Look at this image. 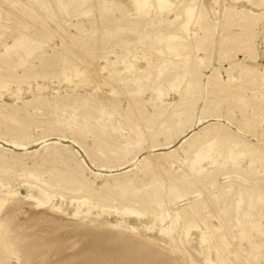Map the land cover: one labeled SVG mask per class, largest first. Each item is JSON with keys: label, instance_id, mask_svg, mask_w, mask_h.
Instances as JSON below:
<instances>
[{"label": "rangeland", "instance_id": "rangeland-1", "mask_svg": "<svg viewBox=\"0 0 264 264\" xmlns=\"http://www.w3.org/2000/svg\"><path fill=\"white\" fill-rule=\"evenodd\" d=\"M17 1L0 0V16L23 18L11 29L17 36L0 31L7 45L41 23L20 15L14 7L25 0ZM65 1L49 8L63 10L58 22L94 12L80 28L85 43L102 45L67 55L44 48L49 57L33 70L40 79L10 75L2 86L0 103L9 106L0 108V264H264V0H107L121 3L108 8L109 23L99 12L105 5ZM94 73L128 120L110 119L91 94ZM67 95L75 96L52 98ZM139 132L140 145L120 148ZM149 163L155 173L146 175ZM88 184L174 200L157 225L148 207L93 203ZM187 202L193 216L180 243L178 224L168 222Z\"/></svg>", "mask_w": 264, "mask_h": 264}, {"label": "bare ground", "instance_id": "bare-ground-1", "mask_svg": "<svg viewBox=\"0 0 264 264\" xmlns=\"http://www.w3.org/2000/svg\"><path fill=\"white\" fill-rule=\"evenodd\" d=\"M51 1L48 0L46 2L45 0H25L24 2H21L20 7H18L19 5L14 7L16 9V11L19 10L18 12H20V15L26 17L24 15V13L26 14V11H28L27 14H29V16L32 17L33 21L35 20V22H36V20L37 21L40 20V22H41L40 24H38V22H37L38 25L34 26V28H35L34 29L35 30L34 34L35 35H33V36L28 35L29 37L28 36H24L26 38L22 39V40H19V38L17 39V37L14 38V34H16V32L14 33L13 30L17 27L16 21H18V19L20 21L23 18L20 17V16H18L20 18H17L16 17L17 15L15 16V15L11 14V12H9V11L8 12L10 14L8 12H6L7 13V15H6L7 17L6 16H0V19H1L0 23H1V21H3V25L0 24V31L1 32H7V30L13 31L11 33H14L13 34V38L15 40L13 42V40L9 38L13 42L11 45L4 44L5 40H2L4 38L3 36H2L3 38L1 40L4 43L0 40V48L1 47L4 48V53L0 52V92L3 90L2 86H4V85H6L7 89L9 88L7 86L8 84L6 83V80L8 79V77H11L10 75H12V77H17V78H19L21 80L27 79L29 83H31V82L33 83L34 81H37L38 79H40L39 78L40 76L37 75V73L35 71H33V70L37 69V71H38V69H40V67H43L44 64L42 62V59L45 56L49 57V54L45 55V52H43V53L41 52L44 48H49L52 51H57L58 50V51H60L62 53L64 51V53H66V55H67L68 52L71 53L72 52L71 50L77 51L78 49H81V47H83L85 45H89L87 48H88L89 51L91 50L92 53H96V50H99V48H101L102 44L99 41L98 42L96 41L94 43H92L91 41L89 43H85V41H84V37L85 36L83 35V33L81 31V28H80V27H83V28L86 27L85 23H88V21L91 18H93V16L95 15L94 12L93 13L91 12L92 14L90 13V16L89 15H86L85 17L80 16L82 18L79 17V19H78L79 14H77L78 16L76 17L77 20H76L75 24L72 23V21L71 22H67L66 24H62V23L58 22V21H60L59 18H55L56 15H54L56 10H58V9H56V8L55 9L53 8L54 10L53 9L52 10L49 9L53 5H55L56 7L57 6L59 7L60 3L54 4V2L56 0L54 2H51ZM66 1H68V0H66ZM106 1L107 0H105L104 2L99 3L96 0H80L79 1L80 2L79 5L82 4V3H84V5H86V3H88V4L97 5L96 7H98V8H100L101 5H103V6L105 5V10L101 11V9H100L99 12H100V15H102L105 19H107L105 22H108L112 18L115 19L114 17H112V14L110 12L111 10H109L108 8H110V6H113L114 8L116 6H118V8H115V10L119 11V10H121V7L119 6V5H121V3L119 4L116 1L107 3ZM130 1H133V0H130ZM247 1L249 2L250 0H247ZM17 2H20V1L18 0ZM14 3L15 2H13V5H14ZM192 3H194V1ZM18 4H20V3H18ZM69 4L72 6L73 3H68V2L64 3V5H69ZM13 5L11 6V8L13 7ZM75 5H77V4H75ZM3 6L4 5H2V7ZM0 7H1V5H0ZM6 7L8 8V6H6ZM3 8L6 10L5 6ZM3 8L2 9L0 8V12L4 11ZM84 8H87V7H84ZM80 10H81L80 12H83L86 9L82 8ZM58 11L62 12L63 10L60 9ZM14 13H15V11H14ZM63 13L64 12H62L61 14L63 15ZM239 14L245 15V14H247V12L244 11V10H241V12ZM45 15H48L46 17V19H45V17L43 18V16H45ZM83 15H84V13H83ZM138 15L141 16L140 14H138ZM58 17H59V15H58ZM29 19H31V18H29ZM103 19H102L101 22H103ZM99 20H100V18L97 19L98 23H100ZM44 21H46V26H44L45 23L43 24ZM128 22H129V20H128ZM32 23H34V22H32ZM87 27L91 28V26H87ZM12 28H13V30H11ZM43 28H47L52 33L50 35L41 34V31H42ZM110 29H111V27H110ZM73 32H75L77 34L75 35V34H73ZM38 33H40V34H38ZM47 33H49V32H47ZM8 34H10V32ZM43 35H44V37H43ZM4 36H7V33ZM16 36H17V34H16ZM106 36H108V34H106ZM57 39H59V40H58L57 43H55ZM7 40L8 39H6V42H7ZM19 53L22 54V55H19ZM73 53H75V52H73ZM14 55L16 56V60L14 61L15 67H13V68L12 67L8 68L7 66L6 67H2V65L4 64V63H2L3 60L6 59V58H9V57H12ZM35 61H39V65H36ZM184 62L187 63L186 64L187 67H186V69H184V71H187V73H188L189 70H190L189 73H192L191 70H192V67L194 65L192 63V60L187 58ZM84 71L85 70H83L82 75L84 74ZM94 74L95 75H92L91 78H90V79H92V81H94L93 82V93H91V94H94L97 97L98 101L102 104L103 109H105V111L109 114L110 119H112L114 117V115H119L122 118H124L125 120H128L126 114L124 112L120 111V109L118 108L117 104H115V102H113V100L109 96H107L104 92L101 91L102 85L104 83V79L103 78H98L97 73H94ZM117 75H118L117 73L113 72L106 79H113ZM186 75L187 74L185 73V76ZM111 82H112V80H111ZM112 83L116 84L117 81L114 80ZM261 84H264V80L261 81ZM196 89H197V78L194 77L191 80L190 91L191 90H196ZM196 92H197V90H196ZM40 96L41 95H36V98H39ZM74 96L75 95H72V96L71 95H67V96H52V98L54 100H59V98L60 99L72 98ZM17 101L20 102L23 105L27 104L22 99V97H19L17 99ZM194 104L195 103H193L191 105V108H192L191 111H193V112H194V107H195ZM7 106H9V105L6 104L5 102L0 103V108H4L5 110H7V108H6ZM14 116H16V115H14ZM32 122H34V121H32ZM135 135L136 136L133 139H130V138L126 137V136L122 137L123 140H122V144H121L120 148H123L126 153L131 151V148H135L136 146L140 145L139 143H140L141 139L144 138V135L141 132L135 133ZM130 141H133V142H131V145H129ZM143 141H145V140H143ZM21 161H23V160H21ZM145 171H149V172L151 171L149 173V175L151 173L154 174L155 173L154 165L149 163V166H146L145 168L141 169V172L145 173ZM87 195L89 196L90 200L93 203L100 202V203H103L108 208H109V206L114 205V204H121L122 206H125L126 209L136 212V211H142V210L145 209V207H148L149 211L154 216L153 217L154 223L157 224V225L159 224L160 218L162 219V217L164 215V212H166L167 209L169 210V208H168L169 203L174 200L172 198V195H169V194L165 195L164 194V196H163V195H160L158 192H155V191L149 193V195L147 196L146 200H144V201L143 200H135L133 198L123 197L120 194H117V192H115L108 184H103L101 186H95L93 184H91V185L88 184V186H87ZM192 204H193L192 202H187L185 204L176 205L175 208H173V210L171 212V215H170V220L168 222V224H169L168 226L172 229V227L174 226L175 223L178 224V232H177L178 233V235H177L178 238H176L174 240H177L180 243H182V239H181V236H180L181 231L184 230L187 227L186 225H183V223L186 222V221H190L192 219V216H193L192 215V208H190V206H192ZM164 233L168 234V235H171L170 230H165ZM172 238H174V236H172Z\"/></svg>", "mask_w": 264, "mask_h": 264}, {"label": "crops", "instance_id": "crops-1", "mask_svg": "<svg viewBox=\"0 0 264 264\" xmlns=\"http://www.w3.org/2000/svg\"><path fill=\"white\" fill-rule=\"evenodd\" d=\"M242 1H244V2H246V3H250V4H252V5L255 4V2H254L253 0H250V2H247L246 0H242ZM246 12H247V11H246Z\"/></svg>", "mask_w": 264, "mask_h": 264}]
</instances>
